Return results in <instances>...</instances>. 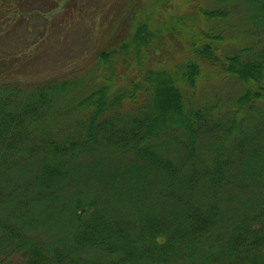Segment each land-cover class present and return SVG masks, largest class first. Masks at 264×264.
Wrapping results in <instances>:
<instances>
[{
	"label": "trees",
	"instance_id": "obj_1",
	"mask_svg": "<svg viewBox=\"0 0 264 264\" xmlns=\"http://www.w3.org/2000/svg\"><path fill=\"white\" fill-rule=\"evenodd\" d=\"M66 1L0 0V264H264V0H124L23 73Z\"/></svg>",
	"mask_w": 264,
	"mask_h": 264
},
{
	"label": "rangeland",
	"instance_id": "obj_2",
	"mask_svg": "<svg viewBox=\"0 0 264 264\" xmlns=\"http://www.w3.org/2000/svg\"><path fill=\"white\" fill-rule=\"evenodd\" d=\"M122 1L124 0H67L66 10L62 14L56 10L55 13L47 15L49 23L43 18L40 21L35 15H29V23H45L47 33L43 34L42 29L33 27L30 40L39 36L44 38L35 43L32 50L27 53L28 58L22 60L20 68L23 69V73L34 71L39 76L56 75L89 66L91 63H88V57L92 50L102 44L109 33V25L117 23L115 21L117 4ZM45 8H48V5H45ZM62 17L65 18L64 22ZM23 38L19 39L15 35V39L10 43L13 45L9 44L6 49L24 47Z\"/></svg>",
	"mask_w": 264,
	"mask_h": 264
}]
</instances>
